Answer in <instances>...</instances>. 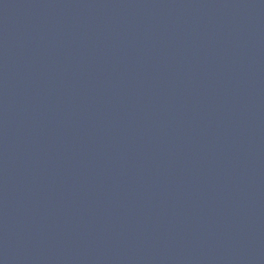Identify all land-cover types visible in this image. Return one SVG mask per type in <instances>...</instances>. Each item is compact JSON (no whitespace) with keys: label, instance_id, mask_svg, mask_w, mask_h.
Listing matches in <instances>:
<instances>
[{"label":"water","instance_id":"obj_1","mask_svg":"<svg viewBox=\"0 0 264 264\" xmlns=\"http://www.w3.org/2000/svg\"><path fill=\"white\" fill-rule=\"evenodd\" d=\"M0 264H264V0H0Z\"/></svg>","mask_w":264,"mask_h":264}]
</instances>
